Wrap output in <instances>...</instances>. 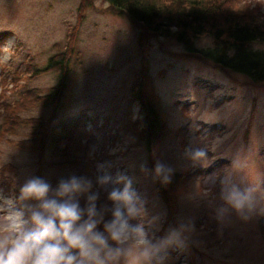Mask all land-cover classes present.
<instances>
[{"label":"rangeland","instance_id":"374dc122","mask_svg":"<svg viewBox=\"0 0 264 264\" xmlns=\"http://www.w3.org/2000/svg\"><path fill=\"white\" fill-rule=\"evenodd\" d=\"M80 1L0 0V34L10 33L0 44V75L22 67L27 56L44 67L55 52L53 43L60 47L66 44L67 34L77 22ZM249 1H262L264 12V0ZM82 17L75 37V49L82 55L76 65L75 54L71 56L70 90L61 98L43 152L20 150L0 141V167H13L6 173L13 181L12 191L0 188V220L13 211L29 218L36 201L17 199L28 178L43 177L55 187L60 178L74 174L73 169L51 165L59 159L52 151V139L61 122L86 113L101 120L107 117L108 133L118 136V140L111 138L105 143L104 134L92 128L96 136L94 143H88L89 153L98 151L91 166L94 185L104 172L114 175L122 171L131 176L145 201L144 213L132 223H143L154 243L183 227L185 247H168L164 264H264V85L252 84L244 75L227 73L197 55L186 54L187 47L172 38L149 35L145 84L167 126L164 138L152 146L151 155L186 175L175 191L177 226L165 227L166 207L152 178L146 144L128 118L130 111L132 119L137 115V107L130 106V87L141 67V28L112 13L103 0H93ZM204 42L197 40L193 47ZM57 83L56 75L45 73L28 84L46 94ZM51 110V106L41 105L23 114L47 118ZM213 124L216 132L210 134ZM197 148L206 150V158L193 161L185 155L186 149ZM100 164L109 167L102 172L97 167ZM142 166L149 172L141 171ZM233 186L255 190L259 206L247 220L230 208L223 219L218 218L220 209L228 207L223 196ZM94 190L110 208L107 190ZM160 229L164 231L155 241ZM119 264H140L134 247Z\"/></svg>","mask_w":264,"mask_h":264},{"label":"trees","instance_id":"16d2710c","mask_svg":"<svg viewBox=\"0 0 264 264\" xmlns=\"http://www.w3.org/2000/svg\"><path fill=\"white\" fill-rule=\"evenodd\" d=\"M115 15L130 19L139 25L141 31L138 43L141 48V67L136 80L130 87V106L137 107V115L132 119L128 113L130 126L137 137L144 141L147 148L148 163L153 168L157 157L151 155L152 146L160 142L167 133L158 107L153 101L145 84L147 70V51L150 46L149 35L172 38L187 47L188 55H197L205 62L218 66L227 73L244 75L252 84L264 85V12L262 1L251 3L249 0H103ZM93 0H81L78 5L77 22L67 34L66 44L60 47L53 43L55 52L48 58L47 64L40 68L27 56L23 66L0 75V141L20 149L41 154L48 138V130L55 116L61 98L66 96L72 83L69 63L75 54L74 65L82 53L75 49V37L82 14ZM9 32L0 34V44ZM204 39L202 46L193 47L197 40ZM53 73L58 83L51 86L46 94L28 83L35 77ZM51 106L47 118L40 115L23 113L37 106ZM96 123L94 127L92 123ZM109 120L99 116L94 118L86 113L73 116L60 123V130L52 139V151L59 159L51 165L57 168L73 169L77 176L92 178V165L98 151L90 155L88 143H94L92 128L101 131L104 142L118 140V136L108 133ZM90 127V128H88ZM64 129V133L60 131ZM249 128H247L248 133ZM210 134L216 132V125L209 127ZM210 135H208L209 137ZM87 138V142H85ZM113 144V143H112ZM94 156V158H93ZM160 161V160H159ZM11 165L0 167V188L12 191L13 181L7 176ZM199 169H195L198 172ZM180 172H174L167 185L156 180V187L166 207L164 226H177L178 211L176 189L183 183ZM188 175V173H187ZM100 195L98 208L104 206ZM84 200L81 202L83 207ZM1 214V213H0ZM110 218V213L105 219ZM1 219V216H0ZM176 224V225H175ZM100 229L103 230L101 224ZM262 229L264 225L262 224ZM163 229L157 231L154 239H159Z\"/></svg>","mask_w":264,"mask_h":264},{"label":"clouds","instance_id":"9594fccd","mask_svg":"<svg viewBox=\"0 0 264 264\" xmlns=\"http://www.w3.org/2000/svg\"><path fill=\"white\" fill-rule=\"evenodd\" d=\"M185 155L199 161L207 152L203 148L186 149ZM97 167L104 172L109 166ZM141 171L149 172L143 166ZM150 171L153 180L163 185L171 182L174 173L159 160ZM94 188L107 190L110 208H98L100 193ZM254 191L233 186L223 196L228 207L220 209L218 218L223 219L230 208L241 219H249L259 206ZM17 199L36 204L27 220L20 211L0 220V264H119L133 247L140 264H164L168 247L186 245L181 237L183 227L173 230L161 243H154L143 223H132L144 213L145 201L134 188L133 178L122 171L114 175L104 172L96 177L95 185L75 174L60 178L55 187L43 177L32 176L20 186ZM109 213L110 218L105 219Z\"/></svg>","mask_w":264,"mask_h":264}]
</instances>
